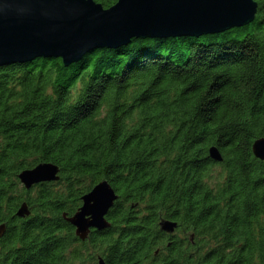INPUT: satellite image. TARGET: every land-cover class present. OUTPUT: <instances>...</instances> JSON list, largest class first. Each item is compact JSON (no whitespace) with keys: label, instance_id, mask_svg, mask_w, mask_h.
<instances>
[{"label":"trees","instance_id":"obj_1","mask_svg":"<svg viewBox=\"0 0 264 264\" xmlns=\"http://www.w3.org/2000/svg\"><path fill=\"white\" fill-rule=\"evenodd\" d=\"M104 8L117 0H94ZM253 21L0 66V264H264V0ZM215 146L222 160L209 157ZM41 162L58 179L26 189ZM106 180L107 228L66 220ZM25 202L29 215L16 211ZM65 215V216H63ZM175 223L173 231L160 222Z\"/></svg>","mask_w":264,"mask_h":264},{"label":"water","instance_id":"obj_2","mask_svg":"<svg viewBox=\"0 0 264 264\" xmlns=\"http://www.w3.org/2000/svg\"><path fill=\"white\" fill-rule=\"evenodd\" d=\"M255 0H117L104 8L94 0H0V66L25 63L36 57L61 58L65 66L95 48H114L132 37L198 36L239 27L253 21ZM252 153L264 160V137L252 144ZM209 157L220 162L215 146ZM57 165L41 162L18 173L26 189L58 179ZM117 198L106 180L81 198V206L66 220L85 240L91 229L107 228L105 215ZM25 202L16 211L29 215ZM173 231L175 223L160 222ZM4 225H0V237ZM101 264H103L101 262Z\"/></svg>","mask_w":264,"mask_h":264},{"label":"flooded vegetation","instance_id":"obj_3","mask_svg":"<svg viewBox=\"0 0 264 264\" xmlns=\"http://www.w3.org/2000/svg\"><path fill=\"white\" fill-rule=\"evenodd\" d=\"M4 231H5V228H4ZM4 233V232H3ZM5 264H12L13 262L17 261L16 258L14 259L13 256L11 255L12 254V251H9V250H5Z\"/></svg>","mask_w":264,"mask_h":264}]
</instances>
